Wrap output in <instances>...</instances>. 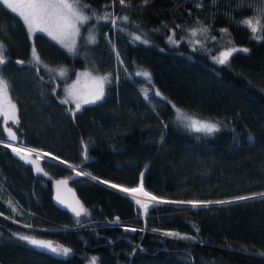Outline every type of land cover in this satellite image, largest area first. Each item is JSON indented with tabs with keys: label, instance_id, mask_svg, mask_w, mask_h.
I'll list each match as a JSON object with an SVG mask.
<instances>
[{
	"label": "trees",
	"instance_id": "trees-1",
	"mask_svg": "<svg viewBox=\"0 0 264 264\" xmlns=\"http://www.w3.org/2000/svg\"><path fill=\"white\" fill-rule=\"evenodd\" d=\"M83 2L97 16L107 12L129 21L117 19L114 25L94 18L81 26L75 53L45 33L30 38L21 19L0 7V44L7 58L0 76L17 107L19 124L9 123L15 142L127 187H138L143 173V190L157 197L233 202L199 209L160 203L155 209L150 205L145 218L128 195L87 175L74 176L70 166L51 159H40L47 175L38 174L0 143V264H89L92 257L96 264H264V199L256 196L264 193V40L254 39L264 34V3ZM247 19L257 33L239 23ZM197 21L207 33L191 34ZM89 30L94 43L88 42ZM173 31L178 44L168 42ZM137 35L149 43L136 41ZM32 44L43 64L70 68L67 77L59 79L33 61ZM235 45L249 52L234 53L227 65L215 64L209 55L208 50L213 55ZM79 68L108 77L105 99L70 112L58 100L60 89ZM138 71H148L151 81L136 76ZM173 105L213 122L218 131L197 132L179 123ZM7 122L0 113V138L9 137ZM59 176H73L85 210L80 217L52 203V180ZM240 196L256 198L234 199ZM132 228L137 231L125 230ZM12 233L50 241L72 254L29 247Z\"/></svg>",
	"mask_w": 264,
	"mask_h": 264
},
{
	"label": "snow or ice",
	"instance_id": "snow-or-ice-1",
	"mask_svg": "<svg viewBox=\"0 0 264 264\" xmlns=\"http://www.w3.org/2000/svg\"><path fill=\"white\" fill-rule=\"evenodd\" d=\"M116 0H113V3H115ZM119 4L124 7L130 6V0H128V3L126 4V0H118ZM149 0H143V3L147 5ZM212 5H215L217 3V0H210ZM262 3H264V0H261ZM6 6L7 10H11L12 13H15L18 18L21 19L23 26L25 27L27 33L29 34V37L35 35V33H45L48 37H50L52 40L57 41L61 45H63L69 52L75 53V37L80 35L81 32V26L88 24L89 21L95 19L98 20H111L112 24H116L117 19L123 20L125 23L129 21L128 16H122L118 18H113L114 14L112 13H105L101 16H97L95 13V10L92 9V6L90 3L83 2V0H0V7ZM202 5L198 4L197 7H201ZM107 7V5H105ZM90 13V14H88ZM197 23L200 25L197 29H192L191 34L193 36H196L197 31H199L201 34L207 33L208 29L204 27L202 24H200L199 21ZM239 23L251 28L252 33H257L258 29L254 24L253 19H247L240 21ZM176 28H180V25H176ZM87 30V29H85ZM223 33H227V29H221L220 30ZM175 31L172 32L171 35L167 37L168 42L171 44H178L179 41L175 39ZM69 37H72L71 40H69L67 43L65 42L68 40ZM134 39L136 41L142 42L144 44H148L149 41L147 39H144L141 41L140 36H135ZM212 40H215L216 37H211ZM254 39L257 40H264V34L255 36ZM89 43H94L95 39L94 37H90L88 39ZM191 43V41H189ZM195 43L200 44V41L197 40ZM231 43V41H229ZM203 46V45H202ZM4 45L0 44V65H5L7 63L5 59V51ZM209 51V55H211V58L215 64L219 65H227L230 61V58L233 56L234 53H248L249 49L247 48H237V47H229L225 50H219L217 55H212L211 50ZM117 58H119V53H116ZM32 56L37 64L42 63L40 60L39 55L37 54L36 48L33 44L32 47ZM16 63L23 65L25 62L20 60L16 61ZM121 64H123V60L120 61ZM45 68L47 66L45 65ZM49 71H53L49 69ZM60 76L64 75V71L60 70L59 72ZM136 76L143 77L145 80L151 81V74L148 71H138L135 73ZM108 80V77H98L95 80V83L97 85V88L95 92L92 93V98L87 99L85 98L83 100V104H96L98 102H101L105 99V92H104V84ZM110 82V81H109ZM74 87V86H73ZM152 93L155 96H161L162 94L156 90L152 89ZM0 95H2L4 102L8 108H10L11 115L9 116V113L7 111H3V115L5 117L10 118L14 124H19L18 117L16 116V106L14 104H11L9 98H8V81L4 79L2 76H0ZM69 95H72L71 91H69ZM144 98L148 100L149 92L147 90L143 91ZM166 99V98H164ZM64 104H67L69 101L63 100L61 101ZM175 108V105H173ZM75 109L76 111H79L81 109V101L79 98H76L75 100ZM176 113L178 116V119L188 121L187 127L194 128L197 132H207L212 133L214 131H218L215 124L210 123H201L197 120H194L190 117L185 116L179 108H176ZM73 116L75 113H72ZM167 127V125H165ZM9 131V140L15 141L17 140V136L15 133L12 132L11 128L8 129ZM5 147H8L11 149L13 153L19 156L20 159L24 160L27 163L36 165V172L42 173L43 169L40 168V166L36 163L35 160L29 159V156L32 152L35 151V149L30 148H20L13 146L10 142H4ZM45 156L48 154L45 153ZM37 156H39V153H37ZM85 159H87V156H85ZM46 176L47 173H44ZM77 175H86V173H83V171L77 172ZM143 173H141V184L138 188H124L117 184H111L110 187L114 189H118L120 192L123 193H137L140 192L143 196L150 197L153 203L151 207L153 209L156 208V206L160 203H168V204H178V205H189L192 208L199 209L201 207H206L208 205H211L213 203L216 204H227L232 203L233 201H203V200H189V201H162L159 200L155 196H151L148 192H145L143 190ZM98 179V178H93ZM102 183L108 184V181H101ZM67 181H57V184H66ZM256 196L260 197L261 199H264V193H258ZM255 196H240L236 197V200H249L254 199ZM56 199L60 201V203H64L63 200H61L60 196L57 195ZM135 203L137 205H141L143 214L145 218L148 215L149 207L150 205L147 203H143L141 200L137 199L135 200ZM15 211V208L12 209ZM72 211L75 213L76 217H80L81 214L85 211L83 209V206L78 205L77 207H72ZM0 216H3V213H0ZM119 218H117L118 221ZM25 227L31 228V225H25ZM126 231H137V229H125ZM153 231H157L156 229H153ZM198 231V229H197ZM167 236L180 238V239H188V240H194L196 239L194 236H188L186 234L181 235L179 233L175 232H165L164 233ZM14 239H16L19 242L25 243L29 247H33L39 250H42L44 252H51L52 254H55L57 256L62 257H69L71 253V249L62 247V246H53V244L50 241L36 239L34 236L25 235L21 233H12L11 234ZM97 258L92 257L90 264H96Z\"/></svg>",
	"mask_w": 264,
	"mask_h": 264
},
{
	"label": "rangeland",
	"instance_id": "rangeland-1",
	"mask_svg": "<svg viewBox=\"0 0 264 264\" xmlns=\"http://www.w3.org/2000/svg\"><path fill=\"white\" fill-rule=\"evenodd\" d=\"M88 38H90V37H93V34H92V32H91V30H89V34H88V36H87ZM77 38H78V36H76L75 37V47H76V42H77ZM72 39V37H69L68 38V40H66L65 42L67 43L69 40H71ZM33 41V40H32ZM57 42V41H56ZM58 43V42H57ZM58 44H60V43H58ZM35 45V44H34ZM61 45V44H60ZM65 50H67L63 45H61ZM32 47H33V44H32V46H31V49H30V55H31V58H32V60L33 61H35L34 60V58H33V56H32ZM231 47H233V46H231ZM234 47H237V48H241V47H239V46H237V45H235ZM229 48V47H228ZM226 49V48H225ZM225 49H222V50H225ZM68 51V50H67ZM69 52V51H68ZM71 53V52H70ZM218 54V52H216V53H214L213 55H217ZM22 59V58H21ZM45 65L47 66V68H45ZM40 66L43 68V70L45 71V72H47V73H49V74H52V75H54L55 77H57V78H59V79H63V78H65V77H67V74H68V71H69V69L70 68H68V67H66V66H54V65H47V64H43V63H40ZM49 69H51V70H53V71H49ZM60 70H63L64 71V75L63 76H60L59 75V72H60ZM104 76H106V75H104V74H99V73H95V72H93L90 68H79V69H74V76H73V78L72 79H70V80H68V81H66V82H63L62 83V85H61V89H60V94H59V97H60V99L61 100H68L69 102H68V104L70 105V109L72 110V111H74V110H76L75 109V100H76V98H79L80 99V101H81V105L83 104V100L85 99V98H87V99H91L92 98V93L93 92H95V90H96V88H97V85H96V83H95V80H96V78H98V77H104ZM107 77V76H106ZM74 86V87H73ZM69 91H71V93H72V95H69ZM8 98H9V100H10V102H11V104H14L15 106H16V104L13 102V100L10 98V96H9V94H8ZM176 108H179L180 110H181V112L185 115V116H187V117H190V118H192V119H194V120H197V121H199V122H201V123H210V124H214L213 122H211V121H209V120H204V119H200V118H197V117H194V116H192V115H190L189 113H187L185 110H183V109H181L180 107H177V106H175V108H174V111H175V118H176V120L179 122V123H181V124H183V125H187L188 124V121H184V120H180V119H178V116H177V113H176ZM3 111H7L8 113H9V116L11 115V109L10 108H8L7 106H6V104H5V102H4V99H3V97H2V95H0V113H1V115L3 116V121H4V123H6L7 121V125L5 124V130H6V133L8 134V135H10L9 134V131H8V129L9 128H11V130H12V127H10L9 126V123H11V122H13L10 118H8V117H5L4 115H3ZM16 113H17V107H16ZM15 113V114H16ZM13 132V131H12ZM9 137H7V139H8ZM42 156H45L44 154H41V155H39V156H37V153H34V152H32L31 154H30V156H29V159H31V160H35L36 161V163L40 166V168L42 169V167H41V164H40V158L39 157H42ZM56 156V155H55ZM58 157V156H57ZM46 159H52V158H46ZM62 160H64V159H62ZM66 161V160H65ZM67 162V161H66ZM61 163V162H60ZM68 163V162H67ZM68 164H70V163H68ZM32 165V167H33V169L35 170L36 169V165H33V164H31ZM73 167H74V165H72ZM36 171V170H35ZM43 174L45 173V171L43 170V172H42ZM109 183H111V182H109ZM139 187V186H138ZM129 196V195H128ZM131 199H132V201L134 202V204L138 207V209L140 210V212H141V205H137L136 203H135V200L131 197V196H129ZM235 199V198H234ZM174 201H177V200H174ZM147 204H149V205H152L153 203H155L154 201H147L146 202ZM89 264H90V262H89Z\"/></svg>",
	"mask_w": 264,
	"mask_h": 264
},
{
	"label": "water",
	"instance_id": "water-1",
	"mask_svg": "<svg viewBox=\"0 0 264 264\" xmlns=\"http://www.w3.org/2000/svg\"><path fill=\"white\" fill-rule=\"evenodd\" d=\"M5 59L7 61V58L6 57H5ZM20 60H22V59L15 58L14 59V62L16 63V61H20ZM22 61H24V60H22ZM58 100H60V99H58ZM66 106H67L68 111H71L68 103L66 104ZM8 140H9V138L7 139V137L0 138V143L5 144L4 142H7ZM15 143H18V142H15ZM18 144H21L23 146H26V145H24L22 143H18ZM41 158H44V157H41ZM52 159L53 160H56L55 158H52ZM56 161L61 162V160H56ZM71 168H72V170L75 173L74 176H77V172L83 171V169L80 168V166L71 167ZM83 173H85V172L83 171ZM86 175L89 176V177H91V178H94V176H92V175H90L88 173H86ZM72 177L71 176H59V177H56V178H54L52 180V182H53V191H52V195H51V200H52V203L55 206H57V207H59L61 209H64L67 212H70V213H72V214L75 215V213L72 211V207H77L78 205H81V204H80V201H79L77 192L75 190V187L71 184ZM95 178H98V177H95ZM94 180H97L99 182L104 181V180H102L100 178L94 179ZM57 181H67V183L66 184H57ZM103 184H105V183H103ZM111 184H116V183H108V184H105V185L110 186ZM117 185H120V184H117ZM120 186H122L124 188H130V187H127V186H124V185H120ZM115 190L119 191L118 189H115ZM121 193H123V192H121ZM123 194L129 195L127 193H123ZM57 195H59L60 198H61V200L64 201L63 204L60 203V201H58L56 199Z\"/></svg>",
	"mask_w": 264,
	"mask_h": 264
},
{
	"label": "bare ground",
	"instance_id": "bare-ground-1",
	"mask_svg": "<svg viewBox=\"0 0 264 264\" xmlns=\"http://www.w3.org/2000/svg\"><path fill=\"white\" fill-rule=\"evenodd\" d=\"M7 142H10V143H11L13 146H15V147L35 149V148H31L30 146H23V145H21V144L15 143V141H10V140H8ZM34 153H39V155L47 153V154H48V155H47L48 158H56V156H55L54 154H52V153H50V152H47V151H39V150L35 149ZM56 159H57V158H56ZM58 159H59V158H58ZM59 160H61L62 164L67 165V166H71V164H68L65 160H62V159H59ZM74 167H76V166H74ZM49 177H50V175H49ZM139 186H140V185H139ZM135 188H138V187H135ZM127 194H129V196H131L134 200L139 199V200H141L143 203H146L147 201H148V202H149V201H152V200L150 199V197L143 196L140 192H137V193H127ZM151 196H152V195H151ZM141 209H142V208H141Z\"/></svg>",
	"mask_w": 264,
	"mask_h": 264
},
{
	"label": "clouds",
	"instance_id": "clouds-1",
	"mask_svg": "<svg viewBox=\"0 0 264 264\" xmlns=\"http://www.w3.org/2000/svg\"><path fill=\"white\" fill-rule=\"evenodd\" d=\"M43 151H47V150H43ZM47 152H49V151H47ZM56 159V158H55ZM59 159H62V158H60L59 157ZM59 159H57V160H59ZM57 162H59V161H57ZM105 181V180H104ZM109 182V181H108ZM112 183V182H111ZM108 186V185H107ZM110 187V186H109ZM160 199L159 200H162V201H173V200H168V199H165V198H161V197H159Z\"/></svg>",
	"mask_w": 264,
	"mask_h": 264
}]
</instances>
